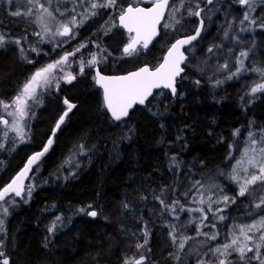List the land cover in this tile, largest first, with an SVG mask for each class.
<instances>
[{
  "label": "trees",
  "instance_id": "obj_1",
  "mask_svg": "<svg viewBox=\"0 0 264 264\" xmlns=\"http://www.w3.org/2000/svg\"><path fill=\"white\" fill-rule=\"evenodd\" d=\"M260 2L255 16L260 17L264 22V2ZM14 6L12 4L2 9L0 29L23 40L22 46L29 49L33 57L28 62L19 60L20 57L14 46L0 48V101L6 103L16 97L21 85L23 86L36 70L49 61L55 62L59 55L75 46L95 40L92 35L82 36L79 33L74 37L75 39L72 38L69 45L59 48L52 45L50 49L51 44L45 41L42 31L34 21H27L11 14L17 9ZM228 6V10L221 13L224 14L221 21L216 20L218 22L216 26L219 28L210 27V32L214 30L215 34L212 39L210 38V46L219 41L218 33L231 24L233 26L231 32L240 35L238 38L247 40L252 36L255 37L256 60L263 61L264 28H257L254 35L240 34L236 23L243 12L238 10L240 6L231 4ZM256 26L259 27L258 24ZM204 32H207V28ZM117 37L118 35L105 40L107 45L114 44L113 48L109 46L111 50H115L122 42H119ZM33 46L40 47V50L35 52ZM213 63V58H210L209 65L207 57L200 56L197 62L193 63L195 70L191 71L190 67H186L174 97L167 91L160 90L144 106L134 108L127 119L119 122H114L110 118L102 104L100 89L87 79L86 81L76 79L70 84L60 85L58 91L54 89L49 91V96L53 99L46 101L44 107L40 109L38 122L33 128V142L37 143L20 147L16 155L8 159L6 171L1 172L0 168L1 187L21 167L25 155L40 149L43 141L52 131V123L62 113L63 98L75 103L76 107L68 113L63 125L55 134L53 146L39 162L43 164L39 176L42 185L18 210L17 213L23 215V219L17 227L7 223V231L0 234L7 236L8 246L6 248V242L0 239L3 241L0 251L7 252L5 255L10 261L12 260L10 264H76L77 262V264H112L116 257L113 255L115 252L112 254L110 248L111 239H119L120 236V245L126 248L140 244L143 234L139 235L138 232L143 225L140 222H143L145 217L151 222V228L159 229L158 224L152 223L153 217L141 215L142 212H146L150 202L154 212L159 213L163 208L156 197L165 199L171 194L179 197L185 192H190L189 187H192L194 182L208 178L211 181H221L223 185L220 192H214L211 196L219 193L234 201L229 204L230 207L226 211L229 217L241 214L245 221H249L262 215L263 212L260 210L251 211V204L254 202L252 195L239 196L238 184L227 177H220V174L229 173L236 160L233 154H236L238 146L244 144L243 139L248 130L251 128L264 130V92L245 104L242 96L247 87L248 77L242 75L221 81L224 69L219 64L211 67ZM132 68L135 67L116 65L105 67L103 71L122 73ZM72 148L85 150L86 164L78 168L72 178L66 177L67 180L63 176L64 178L54 180L52 175L58 170L59 163L63 162L66 155L64 153ZM78 208H83L85 212L93 208L97 211V216L90 218ZM129 209L134 215L129 216ZM105 211L110 214L116 212L123 214V220L119 219L120 231L115 229L113 223L102 220ZM244 211L249 212L244 213ZM77 212H80V216ZM117 216L116 214L112 218L116 219ZM56 217H60L58 221L60 225L58 228L56 226L53 233H49L48 228L57 222ZM162 217L159 216V219ZM8 220L9 217L7 222ZM131 226H134L133 230H130ZM190 226L189 233L192 234L194 225ZM181 227L185 229L188 225L182 222ZM165 228L169 230L168 227ZM120 248L117 251H120ZM125 249L121 257L125 254ZM256 262L247 261L243 264H256Z\"/></svg>",
  "mask_w": 264,
  "mask_h": 264
},
{
  "label": "rangeland",
  "instance_id": "obj_2",
  "mask_svg": "<svg viewBox=\"0 0 264 264\" xmlns=\"http://www.w3.org/2000/svg\"><path fill=\"white\" fill-rule=\"evenodd\" d=\"M5 1H7V0H0V16L3 13V12H1L2 9H4L9 4V1H10V4L8 6H11L12 4H14L15 5L14 7L17 8L16 11L19 9V11L22 10L21 11L22 13L27 10L26 8H29V6L31 7V5L27 4V0H14L16 2H20L19 4L16 2L12 3L11 2L12 0H8L7 1L8 4H7V3H4ZM41 1L46 7L49 8L50 11L53 12L56 19L48 21L49 33H43L42 28L36 23V21H34V22L37 26H39V29L42 31L45 41L49 42L51 44V46L53 44H54V46H57V47H61L62 44H64L62 46L69 45L71 43L72 38L76 37L79 33L82 36L85 34H90V35L93 34V36L95 37V40L93 42L91 41V42L86 43L85 45H87V46L84 48H81L79 52H76L75 50L78 47H80V44L75 46L74 48H72L68 52L63 53V54L58 56L56 61L60 60V58L65 56L67 53H74V55L68 56L66 63L62 64L59 68L53 70V72L51 73V76L53 77L51 79V83L47 86H43V89H44V90L42 89L43 91L41 90V88H38L39 90L37 89V93L39 92L38 93L39 99L35 103H33L32 101L28 102L30 105V108L28 109L29 114H28V116H26L24 118V121H21L22 126L26 125L25 130H26V135H28V136H25L24 142L23 141L21 142L18 138H16L15 132L10 130V125L12 124L14 117L9 116L8 112L14 111V108L11 107L13 100H11L8 103H5V104L10 105V107L8 109H5L2 105H0V117L1 116L6 117L7 121L9 122L8 125H2L0 123V137H3V138H0V143L4 144V148H0L1 172L6 171L8 159L14 157L16 155V153L18 152L20 147H22L24 145H30L33 143V137H34L33 136L34 135V129L33 128L34 127L33 128H31V127L36 121L37 108L42 107L44 105V101H46L47 98L50 99V97H46V95L47 94L49 95V91L54 89V87L59 83V81L61 80V77H63L65 75V73L74 72L77 74V79H79V81L80 80L86 81L85 79H87L88 81L94 83V76L92 73H90L91 68L85 67L84 73L79 74L80 73V67H81L80 62L82 60L86 62L87 60L91 59V55H90L91 53H94V52L99 53V55L97 56V60H98L97 64L102 69L105 67L116 66V64L119 61L124 60V58L129 57V56L125 57L120 52L119 47L121 44L120 45L118 44L117 48L112 51L107 46V41H105V39L110 38L112 36L115 37L117 34L119 36V37H117L119 39V42L120 41L124 42V40H122V39H124V34L122 33L120 36V34L118 32L119 26L117 25V21H116V16L120 13V11L124 7L123 0H117V6L116 7L98 9L97 15L89 16L91 19L88 18V20L87 19L84 20L83 23H79V21L81 20L82 14L84 13V10L89 8V3L87 2L88 0H83V2H81V0H52V1H50V3H49V0H41ZM129 1L130 0H127V2H129ZM131 1L135 2L137 0H131ZM234 1L238 2V0H234ZM53 3H55V4H53ZM55 5L58 7H56ZM191 5H192V1H190V0H183V6H181V0H174L173 3L171 4L170 13L174 9H178V10L175 11V19H173L169 13V15L166 19V22L170 23L171 29L174 32V34H175V29H176V21L189 22V20L192 17H194V15H189V10H192V11L195 10L192 8ZM258 7H259V4L256 3L252 10H249V8L246 6H243L242 8L241 7L238 8V10L243 12V15L241 16L239 21L236 23L237 30H238V32H240V34L248 33L249 35H254V32L256 31V29L260 28V27H257L256 25L263 22V20H261L260 17L255 16V12H256V9ZM63 8L64 9L66 8V10H64ZM228 8H229V6H228L227 2L224 3L221 1L219 3L213 2L212 4H210L207 11L203 14V18L204 19L206 18V21H207V25H206L205 29L208 27V25L210 27L214 26L215 28H219L216 26L218 24L217 21H220L222 19L224 14H221V13L226 12L225 10H228ZM73 9L75 11H73ZM246 12L249 14L250 19H254L257 21V24H251L248 21H243L244 14ZM61 13H63V15H61ZM56 15H58V16H56ZM73 15L76 16L78 25L73 29V33L70 35V37H68L64 40L63 37H61V36L50 34V33H54L56 31L60 22L70 21L71 17ZM18 17H21V18L23 17L27 21H29V20L33 21L35 19V15H33V16H25V15L22 16V15H20ZM106 17H107V19H106ZM216 19H217V21H216ZM104 21L105 22L108 21L109 24H105ZM241 21H243V23H241ZM102 25L104 27H102ZM109 25H115V27H112L111 30L109 31L108 30ZM232 27L233 26H231V24H229L228 27H225L223 31L221 30V32L218 33L219 41L215 45L210 46V49H212V51L211 52L206 51V57L214 59L215 63L212 64L213 65L212 67H216L215 64H219L220 67H222L224 69L223 74H222L223 78L221 79V81H224L225 79H231L233 77H239L242 75H245L248 77V79H246L247 87H246L245 91L243 92V96H242L243 102L245 104H248V103H250V101L252 99L257 97L260 93L264 92V90L258 91L256 93L251 92V89L253 87H255L257 84L264 83V73H262V71H259V70H264V58H263V61H261V62H258L256 60L257 52L255 50V37L254 36L248 38L247 39L248 41L244 40L242 37L238 38V36H240V35H238L237 33L234 34L233 32H231ZM225 32L227 33V35H225ZM0 35H2L6 41L2 46H0V48H3V46L4 47L14 46L15 48L17 47L16 50L18 49L17 50L18 56L20 57V59H23V60H26L25 58L27 57L26 61H29L33 57L29 53L30 50L27 48H24L22 46V43H24L23 40L15 37V36H11L9 34H6L1 29H0ZM214 36H215L214 30H212L210 32V38L212 39ZM241 36H243V35H241ZM15 38H17V39H15ZM67 39H69V40L67 41ZM16 40H19V44L16 43ZM127 40H128V37H127ZM62 41H64V43H62ZM251 41H252V43H251ZM98 42H99V44H98ZM239 42H241V43H239ZM13 43H16L17 45L13 44ZM234 43H236L235 46H234ZM90 44L92 45V47H89ZM97 44L99 45V47H95V45H97ZM217 45H218V47H217ZM237 45H239L238 48H237ZM240 45L242 47H240ZM42 47L43 46H41V48ZM111 47L113 48L114 46L111 45ZM103 48H105L107 50V52L101 53L100 50ZM23 50H24V52H23ZM38 50H40V47H37L34 49L35 52H37ZM226 51H227V53H226ZM242 51L247 52V53L249 52V54L245 57H241L239 53H241ZM228 52H230V53H228ZM213 55H216V56H213ZM218 55H219V57H218ZM103 57H105V58H103ZM134 57H135V54L131 55L129 58L133 59ZM219 59H221V60H219ZM238 59L243 61V67L241 68V70L239 72H237V68L240 67V64L238 63ZM116 61H118V62H116ZM124 61L130 62L129 59H126ZM52 63H54V62H52ZM52 63L48 62L41 68H44L48 64H52ZM225 65H227V67H224ZM41 68H39V69H41ZM190 69H191V71L195 70V67L191 66ZM233 74H235V75H233ZM229 77H231V78H229ZM64 107H67V106L64 104ZM4 132L8 133L7 139L4 137ZM250 133L252 134L251 137L249 135ZM251 139H255L257 141L255 148L259 149L261 147H264V130L263 129H253V128L248 130L245 138L243 139L244 144L241 147L238 146L236 154H233V157H235L236 160L233 162V164L229 170V172L230 171L231 172L228 174L221 173V175H223V176L220 175V177L227 176V178L232 180L234 183L238 184V186H237L238 191H239L240 183L243 182V180L246 177V174L242 170H240L239 171V181L233 180L231 178L233 175V167L237 165V161L241 160L244 157L246 149L249 150L247 152L248 156L253 155V152L251 151V148L253 147L251 145ZM10 142H12V143H10ZM15 142H17V144H15ZM70 151H71V153H70ZM70 151L66 153V155L64 157V161H63L64 163L63 162L60 163L58 165V170L56 171V173H54L52 175V178L54 180H56L57 178H59L61 176L62 177L64 176L65 178L66 177L72 178L71 176L74 175V173L77 171V169L84 166V164H85L84 163L85 162V159H84L85 151L83 149H80V148H76V149L72 148ZM80 155H82V156H80ZM66 156H67V159H66ZM73 163H75V164H73ZM78 164L80 166H78ZM42 166H43V164L37 163L32 168V172H31V175H30V177L26 183L24 192L20 196H16L15 194L9 195L0 203V220L4 221V224H3L4 230L0 231V234H4L7 231V223L10 224V226L17 227L18 224L20 223V221L23 219L22 218L23 215L20 216V214L17 212L21 206H24L28 202V200H30L33 192L42 185V182H40V178H39L40 172L42 170ZM243 166L248 167L247 164H244ZM58 172H59V174H58ZM252 172L258 173V168L257 169L249 168V173H252ZM67 173H70V174H67ZM196 182H194L195 185L193 183V185H192L193 189L191 187L190 192H185V193L181 194L179 197H176V196H174V194H171L168 198H165L164 201L167 205H169L168 208H165L162 205L163 210H160L159 213L154 212V209H152L151 202H150L149 207H147V209H146V212L141 213V215L145 214L148 217H153L152 223L158 224V227H159V229L151 228V222H149L146 217H145V220L143 222H140V224L143 223V225L141 226V228H142L140 231L141 233L138 232V234L140 233L139 235H141L144 232H148L147 237H145V233L142 235L141 239H143V240H141V243L139 245H143V247L136 249V246L138 244H135L136 246L131 245L128 248H126V246L120 245V242H121L120 236H119V239L118 238L111 239L110 248L112 250V254H113V252H115L113 255L116 257L114 259V257L111 255V258L114 259V262L112 264H115V263L116 264H118V263L125 264V260L127 262H130L128 264H135V261L138 260L141 256L145 257V259H144L145 261L143 260L142 264H160V262H164L163 264H172V263L173 264H200L199 261H204V260H205L204 261L205 264L206 263L207 264H218V259H225V257H219L218 258L216 255H213L210 252V249H215V248L222 246L226 243H230L233 238L239 236V230H240L241 226L252 225L254 223L259 222L262 218H264V204H261V206L259 208L256 207V205L260 203V198L264 197V184H262L261 181H257L256 184H254V185H249L250 191L248 194L252 195V198L254 201L251 204V211L255 209L257 211L260 210L263 213H262V215H260V217H255L249 221H245L243 219V216H241V214H238L239 216L236 215V218L228 216L226 211L228 210L229 204H232L231 202H233V200H228L227 202H225L223 200V197H225L226 195L217 193V194L211 196L212 194H214V192H220L222 190L223 185H221V181H218V182L217 181H211L210 178H208L205 180H200L199 184H197ZM29 185H31L30 194H29V187H28ZM199 185H200V187H199ZM201 186H203V187H201ZM186 194H188V195H186ZM201 200H203L204 202L200 203ZM173 201H178V203L173 204ZM5 208L8 209V212L6 214L4 212ZM209 208H211V211L208 210ZM197 209H201L202 211H197ZM128 211L130 212L129 216L134 215V213L131 211V209H129ZM247 212H249V211H245L244 213H247ZM15 213H17V214L15 215ZM116 214L118 215L117 218L116 219L112 218L113 216H116ZM116 214L115 213L110 214V213H108V211H105V213L103 214L102 220L106 221V223H113L115 229L120 231L121 227L119 225V219L121 218L123 220L124 216L122 213L118 214V212H116ZM156 214L158 217L157 216L155 217ZM13 215H15V216H13ZM159 216H163L162 219H159ZM8 217H9V220L7 222ZM167 217H168V220H167ZM204 217H207V219H204ZM221 217H223V219H221ZM144 222H146V223H144ZM182 222H185L188 225V227L185 229H182V227H181ZM55 224L57 226H59L60 222L57 221V222H55ZM140 224H139V226H140ZM191 224L194 225V232L192 234L189 233V231L191 230V226H190ZM10 226H9V229H10ZM165 226L168 227L169 230H167L165 228ZM133 228H134V226H131L130 230H133ZM163 228L165 229V232H164ZM173 228L176 229L175 234L178 237L177 243H173L172 238L169 236V232H171L173 230ZM197 229H199V232L197 231ZM95 232L98 233L97 231H95ZM8 233H9V231H8ZM165 233H167V234H165ZM132 234L133 233H130V235H132ZM248 235L253 236V240L248 241V246H251L253 248V251L247 252L246 258L244 260H241L238 252H234V251L229 250L230 254L226 257L227 264H234V262L237 263V262H247V261H257L256 264H261V261L264 260V247L260 248L259 253H257V251L254 247L255 242H258V238L260 236V231L254 230L253 232H249ZM186 236L189 237L190 239L185 244V248L183 250H180L178 248L179 239H183ZM212 236H215V239H210V237H212ZM0 237H1V239L3 238V240L6 242V248H7V246H8L7 236L0 235ZM146 238H148L147 243L150 242L149 244L145 243ZM240 239L243 240V237H240ZM167 241L169 243H167ZM170 243H171L172 248L169 245ZM168 245H169V247H168ZM175 246H177V247H175ZM119 248L121 250L117 251ZM124 249H125V254L121 257V253ZM192 251L195 252L196 254L192 253ZM6 253H4V254H6ZM191 253L193 254V258H192ZM85 254H87V251L85 252ZM117 254H118V256H117ZM172 254H174L175 256L174 255L172 256ZM199 255H201V256H199ZM176 256L179 257V259H177ZM175 260H177V261H175ZM76 261L74 263H76ZM122 261H123V263H122ZM174 261H175V263H174ZM32 263H34V262H32Z\"/></svg>",
  "mask_w": 264,
  "mask_h": 264
},
{
  "label": "snow or ice",
  "instance_id": "obj_3",
  "mask_svg": "<svg viewBox=\"0 0 264 264\" xmlns=\"http://www.w3.org/2000/svg\"><path fill=\"white\" fill-rule=\"evenodd\" d=\"M83 2V0H81ZM239 4L242 6H246L249 10L254 8L256 4V0H238ZM50 3V0H49ZM89 8L84 10L82 14L81 20L79 23H83L84 20L88 19L89 16H95L98 14V9L103 8H113L117 6V0H88ZM208 4H212L213 0H207ZM27 4L31 5V7L27 8L23 13L19 10L12 12L11 14L14 16H33L35 15L36 23L42 28L43 33H49L48 21L54 20L56 17L53 12L49 10L41 0H27ZM169 6V0H153V4L151 8H139L132 7L129 5L126 9H122L120 11V15L118 17L119 26L126 29V31L130 34L128 43L123 48L124 55L131 56L138 51L137 46L141 45L144 48L148 47L149 42L157 35V25L160 24L161 19L165 16V9ZM181 6H183V0H181ZM197 9H199V5H197ZM178 9H174L170 15L173 19H175V11ZM73 11H75L73 9ZM63 15V13H61ZM189 15L200 16L201 11L189 10ZM243 21H248L251 24H257V21L254 19H250L249 14L246 12L243 17ZM241 21V23H243ZM179 23V21H176ZM105 24H109L108 21ZM78 25L76 16L73 15L71 20L68 22H60L54 33H50L51 35L58 36H70V33H73V29ZM201 25H203V20H201ZM259 27L264 28V22L258 24ZM102 27H104L102 25ZM112 27L115 25H109L108 30L110 31ZM164 27H169L168 24H164ZM201 28L198 27L196 29V35L188 36L185 39H178L171 47L168 49L167 54L164 56L163 62L155 68L154 70L145 66L140 68L138 71L130 72L127 75L122 76H103L99 71L96 72L94 77L95 82L103 89V103L104 107L107 109V112L111 114V117L114 121H121L122 118L127 117L129 115V110L133 108L134 105H144L148 100L149 96L153 95V89L158 88H167L171 89L172 93H176L175 87V78L180 75L183 71L181 68V63L185 61L184 53L181 51V47L186 44H190L191 41L195 40L197 36L200 35ZM134 35H131L133 34ZM37 35H41V33H36ZM227 35V33H225ZM5 43V38L0 35V46ZM19 44V40L16 41ZM87 45L81 44L75 51L79 52L81 48L86 47ZM97 47H99L97 45ZM106 49H101L100 52H106ZM212 49H209L211 52ZM74 55V53H67L65 56L61 57L60 60L48 64L44 68L38 69L32 76L23 84L20 91L13 99L11 107L14 108V111L8 112L9 116H13V122L10 125V130L14 131L16 134V138H18L21 142L24 141L26 136V125L22 126L21 121H24V118L28 116V109L30 108L29 101L35 103L38 99L37 89L42 88L43 86H47L51 83V73L54 69L59 68L62 64L67 62L68 56ZM91 59L85 61H81L80 73H84L85 67L91 68L94 67L97 63V56L99 53H91ZM247 52H241L240 56H247ZM238 63L240 67L237 68V72L241 70L243 67V61L238 59ZM224 67H227L225 65ZM259 70V69H258ZM264 73V70H259ZM235 75V74H233ZM76 78L72 73H65L61 79L65 80L67 83H71ZM231 78V77H229ZM199 83V81H197ZM219 83V82H217ZM59 85L57 84V87ZM264 90V83L257 84L255 87L251 89L252 93H256L258 91ZM64 104L67 106V110L59 117L56 122L55 128L53 129V135L57 129L61 127V125L65 121V117L68 116V113L76 107L75 104L69 102L68 99L64 100ZM0 105H2L5 109L10 107L9 104H5L3 101H0ZM0 123L8 125L9 122L7 120L0 119ZM250 137L252 134H249ZM4 137L8 138V133L4 132ZM53 143L52 138L50 137L48 143L45 145L43 151L37 152L34 155L28 158L27 163L24 168L21 169L19 173L12 179V181L7 184L3 189H0V200H3L4 197L12 192L15 193L16 196H20L23 191V181L25 177H27L29 170L32 168V165L36 164L37 161L42 157L48 150L51 144ZM257 141L255 139H251V151L253 152L252 156H248L246 149L244 157L237 161V165L233 167V175L232 179L239 181V171L242 170L246 177L242 183H240L239 187V196H245L249 193V185L256 184L257 181H261L264 184V147L259 149L255 148ZM0 148H4V144L0 143ZM247 164L248 167H244L243 165ZM249 168L257 169L258 173L252 172L249 173ZM197 184L200 182L197 181ZM29 187V194L31 191V185ZM203 187V186H201ZM156 199L160 200L161 205L165 208H168L167 205L161 197H156ZM223 200L227 202L229 200L228 197H223ZM204 201L201 200L200 203ZM234 202V201H233ZM178 201H173V204H177ZM264 204V197L260 198V203L256 205L257 208ZM127 207V205H125ZM183 210V209H182ZM211 211V208L208 209ZM80 212H84V209H79ZM197 211H202L201 209H197ZM5 214L8 212V209H4ZM87 215L91 217H96V211H89ZM207 219V217H204ZM223 219V217H221ZM56 220L59 221L60 217H56ZM4 221L0 220V231L3 230ZM56 228L55 222L52 226L48 228L49 233H53ZM260 231V236L258 238V242H255L254 247L259 253L261 247H264V218H262L259 222L254 223L252 225L241 226L239 230V236L235 237L231 240L230 243H226L222 246H219L215 249H210V252L213 255L219 257H225V259H218V264H227L226 257L230 254L229 250L238 252L240 255V259L244 260L246 258L247 252L253 251V248L248 247V241L253 240V236L248 235L249 232ZM199 232V229H197ZM176 229L173 228L171 232H169V236L172 238L173 243H177L178 237L175 234ZM145 237H147V232H145ZM243 237V240L240 239ZM189 237H184L183 239H179L178 248L183 250L185 248V244L189 240ZM210 239H215V236L210 237ZM145 243H147V239H145ZM3 244V241H0V245ZM143 245H137V248H141ZM0 264H10L9 258L4 254L3 251H0ZM145 259L144 256H141L138 260L135 261V264H142V261ZM179 259V257H177ZM250 259V258H249ZM125 264H128L125 261ZM200 264H205L204 261H201ZM261 264H264V260L261 261Z\"/></svg>",
  "mask_w": 264,
  "mask_h": 264
},
{
  "label": "flooded vegetation",
  "instance_id": "obj_4",
  "mask_svg": "<svg viewBox=\"0 0 264 264\" xmlns=\"http://www.w3.org/2000/svg\"><path fill=\"white\" fill-rule=\"evenodd\" d=\"M173 1L174 0H170L169 1V6L167 8L166 14H165L162 22L159 25V34H158L157 38L152 42V44L149 45L147 48H144L142 46V44L138 45L137 46L138 51L136 53H134L135 57L133 59H130L129 58L130 56L128 58H124V60L129 59L130 62H126L124 60L119 61L120 60L119 59L118 60L119 62L116 61V62H118L116 65H120L121 64V66H123V67H142L143 65H148L149 67L157 66L159 64V62L161 61L164 52L167 50V48L172 44V42L176 38H178L180 36H187V35H190V34L195 32L194 30L197 29L199 21H200V18L203 20L202 32H201L200 36L197 38L196 41H194V42H192L189 45L184 47L183 51L186 54L187 59L184 61L182 66L183 67H191V66H193L194 62H197V58H195V56L196 57L197 56H204V54H206V51H208L210 49V26L208 25L207 32H204V29H205V27L207 25V23H206L207 21H206V18L203 19V14L207 11V9L209 8L210 4L207 3V0H202V1L201 0H190V1H192V5H191L192 8L195 9L194 11L200 10L201 11V15L200 16H195L194 15V17H192L189 20V22L176 23V29H175V34L176 35H175L174 32L171 29L170 23L166 22V19H167L169 13H170L171 4L173 3ZM226 1H227L228 4H235L232 0H224L223 2L226 3ZM123 4H124V7H126L129 4H131L133 6L137 5V6L148 7V6L153 4V1L137 0V1L134 2V1L130 0L129 2H127V0H123ZM197 5H199V9H197ZM205 23H206V25H205ZM164 24H168L169 27L165 28ZM123 31L124 30L121 27L118 28L119 34L120 35L122 33L124 34V39H122V40H124V42H121V46L119 47L120 52L124 55V53L122 51V47L124 46L125 43L128 42L130 34L126 33L125 31L123 32ZM127 37H128V40H127ZM111 45L114 46L113 43L110 44V45H107V46L111 47ZM89 47H92V45L90 44ZM95 47H97V45H95ZM124 56L127 57V55H124ZM207 59L209 61V65H210V58L207 57ZM96 65H98V64H96ZM98 67H100V66L98 65ZM52 99L53 98L50 97V99L48 98V99H46V101L52 100ZM46 101H44V105H45ZM44 105L42 107H40L39 109L37 108V111H36V115L37 116H36L35 124L38 122L40 109H42L44 107ZM66 108L67 107H65L63 109L65 110ZM64 110H62V111H64ZM54 123L55 122L52 123V126H54ZM46 140H47V138L43 141L42 145L46 142ZM36 143L37 142L35 141V144ZM53 144H54V142H53Z\"/></svg>",
  "mask_w": 264,
  "mask_h": 264
},
{
  "label": "bare ground",
  "instance_id": "obj_5",
  "mask_svg": "<svg viewBox=\"0 0 264 264\" xmlns=\"http://www.w3.org/2000/svg\"><path fill=\"white\" fill-rule=\"evenodd\" d=\"M7 1H8V0H7ZM7 1H5L4 3H7ZM50 1H52V0H50ZM87 2H88V1H87ZM87 2H86V3H87ZM41 3H42V1H41ZM57 3H58V2H57ZM7 4H8V3H7ZM9 4H10V1H9ZM9 4H8V5H9ZM18 4H19V3H18ZM53 4H55V3H53ZM3 5H4V4H3ZM3 5H2V6H3ZM8 5H7V6H8ZM20 5H21V4H20ZM49 5H50V4H49ZM7 6H6V8H7ZM55 6H56V5H55ZM61 6H62V5H61ZM29 7H30V6H29ZM56 7H58V6H56ZM56 7H55V8H56ZM6 8H5V9H6ZM26 9H27V8H26ZM56 9H57V8H56ZM63 9H64V8H63ZM18 10H19V9H18ZM51 10H52V9H51ZM64 10H66V8H65ZM7 11H8V10H7ZM20 11H22V10H20ZM53 11H54V10H53ZM6 13H7V12H6ZM56 13H57V12H56ZM8 15H9V14H8ZM22 16H23V15H22ZM56 16H58V15H56ZM206 17H207V16H206ZM208 17H209V16H208ZM15 18H17V17H15ZM22 18H23V17H22ZM88 18H90V17H88ZM209 18H210V17H209ZM218 18H219V17H218ZM24 19H25V18H24ZM27 19H28V18H27ZM90 19H91V18H90ZM106 19H107V17H106ZM203 19H204V18H203ZM87 20H88V19H87ZM208 20H209V19H208ZM216 20H217V19H216ZM218 20H219V19H218ZM30 21H31V20H30ZM33 21H35V19H34ZM220 21H221V20H220ZM222 21H223V20H222ZM104 22H105V21H104ZM206 23H207V22H206ZM206 23H205V25H206ZM223 23H224V22H223ZM34 24H35V23H34ZM221 24H222V23H221ZM4 25H5V24H4ZM11 25H12V24H11ZM24 25H25V24H24ZM217 25H218V24H217ZM96 26H97V25H96ZM9 27H10V26H9ZM38 27H39V26H38ZM0 28H1V27H0ZM82 28H83V27H82ZM21 29H23V28H21ZM26 29H27V28H26ZM191 29H192V28H191ZM210 30H211V29H210ZM38 31H39V30H38ZM75 31H76V30H75ZM86 31H87V30H86ZM176 31H177V30H176ZM194 31H195V30H194ZM179 32H180V31H179ZM180 33H181V32H180ZM225 33H226V32H225ZM177 34H178V33H177ZM78 35H79V34H78ZM107 35H108V34H107ZM175 35H176V34H175ZM185 35H186V34H185ZM92 36H93V34H92ZM102 36H103V35H102ZM116 36H117V35H116ZM30 37H31V36H30ZM6 38H7V37H6ZM12 39H13V38H12ZM15 39H17V38H15ZM25 39H26V38H25ZM30 39H31V38H30ZM74 39H75V38H74ZM89 39H90V38H89ZM113 39H114V38H113ZM9 40H10V39H9ZM31 40H32V39H31ZM68 40H69V39H67V41H68ZM92 40H93V38H92ZM100 40H101V39H100ZM105 40H106V39H105ZM16 41H17V40H16ZM103 41H104V40H103ZM247 41H248V40H247ZM5 42H6V41H5ZM76 42H77V41H76ZM92 42H93V41H92ZM253 42H254V41H253ZM48 43H49V42H48ZM56 43H57V42H56ZM77 43H79V42H77ZM239 43H241V42H239ZM239 43H238V44H239ZM251 43H252V41H251ZM13 44H16V43H13ZM33 44H34V43H33ZM93 44H94V43H93ZM95 44H96V43H95ZM98 44H99V42H98ZM98 44H97V45H98ZM242 44H243V43H242ZM16 45H17V44H16ZM34 45H35V44H34ZM44 45H45V44H44ZM62 45H64V44H62ZM62 45H61V47H62ZM80 45H81V44H80ZM30 46H31V45H30ZM53 46H54V44H53ZM98 46H99V45H98ZM165 46H166V45H165ZM3 47H4V46H3ZM19 47H20V46H19ZM31 47H32V46H31ZM31 47H30V48H31ZM33 47H34V46H33ZM49 47H50V49H51L52 46H49ZM56 47H57V46H56ZM217 47H218V45H217ZM240 47H242V46L240 45ZM245 47H246V46H245ZM16 48H17V47H16ZM28 48H29V47H28ZM36 48H37V47H36ZM57 48H59V47H57ZM71 48H72V47H71ZM213 48H214V47H213ZM263 48H264V47H263ZM2 49H3V48H2ZM34 49H35V47H34ZM34 49H33V50H34ZM52 49H53V48H52ZM103 49H105V48H103ZM165 49H166V48H165ZM214 49H215V48H214ZM17 50H18V49H17ZM238 50H239V49H238ZM20 51H21V50H20ZM52 51H53V50H52ZM54 51H55V50H54ZM208 51H209V50H208ZM217 51H218V50H217ZM23 52H24V50H23ZM30 52H31V51H30ZM106 52H107V51H106ZM155 52H156V51H155ZM192 52H193V51H192ZM243 52H244V51H243ZM32 53H33V51H32ZM85 53H86V52H85ZM164 53H165V52H164ZM197 53H198V52H197ZM204 53H205V52H204ZM213 53H214V52H213ZM226 53H227V51H226ZM228 53H230V52H228ZM231 53H232V52H231ZM48 54H49V53H48ZM53 54H54V53H53ZM53 54H52V55H53ZM86 54H87V53H86ZM236 54H237V53H236ZM239 54H240V53H239ZM248 54H249V52H248ZM17 55H18V54H17ZM194 55H195V54H194ZM220 55H221V54H220ZM32 56H33V55H32ZM48 56H50V55H48ZM204 56H206V54H204ZM211 56H212V55H211ZM213 56H216V55H213ZM225 56H226V55H225ZM25 57H26V56H25ZM37 57H38V56H37ZM85 57H86V56H85ZM118 57H119V56H118ZM218 57H219V55H218ZM226 57H227V56H226ZM21 58H22V57H21ZM23 58H24V57H23ZM103 58H105V57H103ZM195 58H196V57H195ZM25 59L27 60V57H26ZM204 59H205V58H204ZM19 60H21V59H19ZM230 60H231V59H230ZM251 60H252V59H251ZM198 61H199V60H198ZM253 61H254V60H253ZM27 62H28V61H27ZM30 62H31V61H30ZM41 62H42V61H41ZM49 62H50V61H49ZM143 62H144V61H143ZM114 63H115V62H114ZM155 63H156V62H155ZM214 63H215V62H214ZM257 63H258V62H257ZM29 64H30V63H29ZM39 64H40V63H39ZM206 64H207V63H206ZM43 65H44V64H43ZM120 65H121V64H120ZM253 65H254V64H253ZM212 66H213V65L211 64V67H212ZM206 67H207V66H206ZM251 68H252V67H251ZM257 68H258V67H257ZM250 70H251V69H250ZM251 71H252V70H251ZM248 72H249V71H248ZM244 73H245V72H244ZM25 74H26V73H25ZM26 75H27V74H26ZM23 78H24V77H23ZM26 78H28V76H27ZM187 78H188V77H187ZM207 78H208V77H207ZM184 79H186V78H184ZM198 84H199V83H198ZM198 84H197V85H198ZM209 85H210V84H209ZM21 87H22V85H21ZM208 87H209V86H208ZM7 88H8V87H7ZM11 88H12V87H11ZM42 89H43V87L41 88V90H42ZM187 89H188V88H187ZM199 89H200V87H199ZM5 90H7V89H5ZM19 90H20V89H19ZM38 90H39V89H38ZM43 90H44V89H43ZM43 90H42V91H43ZM195 90H196V89H195ZM0 91H1V90H0ZM15 91H16V90H15ZM161 91H162V90H161ZM11 93L14 94V92H11ZM38 93H39V92H38ZM55 95H56V94H55ZM57 95H58V93H57ZM58 96H60V95H58ZM157 96H158V94H157ZM170 96H171V95H170ZM60 97H62V96H60ZM47 99H48V98H47ZM4 100H5V98H4ZM42 101H43V100H42ZM168 102H169V101H168ZM198 102H199V101H198ZM179 103H180V102H179ZM189 103H190V102H189ZM181 104H182V103H181ZM183 104H184V103H183ZM41 105H42V104H41ZM179 105H180V104H179ZM182 107H183V106H182ZM38 109H39V108H38ZM63 110H64V109H63ZM178 110H179V108H178ZM158 111H160V109H159ZM164 111H166V109H164ZM59 112H60V111H59ZM62 112H63V111H62ZM101 112H102V111H101ZM175 112H176V111H175ZM140 114H141V113H140ZM148 114H149V113H148ZM152 114H153V112H152ZM184 115H185V114H184ZM58 116H59V115H58ZM160 116H161V115H160ZM194 117H195V116H194ZM66 118H67V117H66ZM71 118H72V117H71ZM171 118H172V117H171ZM138 119H139V118H138ZM183 119H184V117H183ZM55 120H56V119H55ZM74 120H75V119H74ZM107 120H108V119H107ZM158 120H159V119H158ZM32 121H33V120H32ZM163 121H164V120H163ZM191 121H192V120H191ZM197 121H198V120H197ZM174 122L176 123V121H174ZM157 123H158V122H157ZM157 123H156V124H157ZM175 123H174V125H175ZM188 124H190V123H188ZM188 124H187V125H188ZM193 124H194V123H193ZM187 125H186V126H187ZM76 126H77V125H76ZM175 126H176V125H175ZM178 126H179V125H178ZM183 126H184V125H183ZM28 127H29V126H28ZM30 127H31V126H30ZM68 127H69V126H68ZM138 127H139V126H138ZM162 127H163V126H162ZM69 128H70V127H69ZM159 128H160V127H159ZM174 128H175V127H174ZM189 128H190V127H189ZM28 129H29V128H28ZM161 129H162V128H161ZM64 130H65V129H64ZM130 130H131V129H130ZM174 130H176V128H175ZM188 130H189V129H188ZM50 131H51V130H50ZM128 131H129V130H128ZM163 131H164V130H163ZM28 132H29V131H28ZM31 132H32V131H31ZM123 132H124V130H123ZM126 132H127V131H126ZM177 132H178V131H177ZM177 132H176V133H177ZM179 132H180V131H179ZM124 133H125V132H124ZM133 133H134V131H133ZM27 134H28V133H27ZM134 134H135V133H134ZM181 134H182V133H181ZM183 134H184V133H183ZM183 134H182V135H183ZM164 135H165V134H164ZM174 135H175V133H174ZM26 136H28V135H26ZM48 136H49V134H48ZM127 137H128V136H127ZM131 137L133 138V136H131ZM187 137H188V136H187ZM0 138H3V137H0ZM173 138H174V137H173ZM35 139H36V138H35ZM4 141H5V140H4ZM4 141H3V142H4ZM80 141H81V140H80ZM120 141H121V140H120ZM23 142H24V141H23ZM28 142H29V141H28ZM82 142H83V141H82ZM122 142H123V141H122ZM166 142H167V141H166ZM10 143H12V142H10ZM13 143H14V142H13ZM20 143H21V142H20ZM78 143H79V142H78ZM169 143H170V142H169ZM187 143H188V142H187ZM15 144H17V142H15ZM165 144H166V143H165ZM75 145H76V144H74V147H75ZM80 145H81V144H80ZM168 145H170V144H168ZM13 146H14V145H13ZM81 146H82V145H81ZM72 147H73V146H72ZM78 147H79V146H78ZM36 148H37V147H36ZM10 149H11V148H10ZM10 149H9V150H10ZM75 149H76V148H75ZM84 151H85V150H84ZM63 152H64V151H63ZM68 152H69V151H68ZM70 153H71V151H70ZM74 153H75V152H74ZM83 153H84V152H83ZM2 154H3V153H2ZM64 154H66V152H65ZM83 155H84V154H83ZM189 155H190V154H189ZM9 156H10V155H9ZM67 156H68V155H67ZM67 156H66V159H67ZM69 156H70V155H69ZM80 156H82V155H80ZM47 157H48V156H47ZM47 157H46V158H47ZM64 157H65V156H64ZM168 157H169V156H168ZM62 158H63V156H62ZM171 158H172V157H171ZM236 158H237V157H236ZM70 159H71V158H70ZM169 159H170V158H169ZM62 160H63V159H62ZM73 160H74V159H73ZM88 160H89V159H88ZM174 160H175V158H174ZM63 161H64V160H63ZM170 161H171V160H170ZM0 163H1V162H0ZM48 163H49V162H48ZM63 163H64V162H63ZM76 163H77V162H76ZM84 163H85V162H84ZM171 163H172V162H171ZM59 164H60V163H59ZM71 164H72V163H71ZM73 164H75V163H73ZM85 164H86V163H85ZM85 164H84V165H85ZM171 165H172V164H171ZM5 166H6V165H5ZM78 166H80V165L78 164ZM176 166H177V165H176ZM67 167H68V166H67ZM74 167H75V166H74ZM187 167H188V166H187ZM0 168H1V166H0ZM7 168H8V167H7ZM77 168H78V167H77ZM172 168H173V167H172ZM62 169H63V168H62ZM177 169H178V168H177ZM177 169H176V170H177ZM188 169H189V167H188ZM73 170H74V169H73ZM39 171H40V170H39ZM53 171H54V170H53ZM62 172H63V171H62ZM230 172H231V171H230ZM230 172H229V173H230ZM0 173H1V172H0ZM70 173H71V172H70ZM70 173H67V174H70ZM206 173H207V172H206ZM58 174H59V172H58ZM58 174H57V175H58ZM61 174H62V173H61ZM204 174H205V173H204ZM220 175H221V174H220ZM58 176H59V175H58ZM58 176H57V177H58ZM221 176H223V175H221ZM230 176H231V175H230ZM35 177H36V176H35ZM224 177H227V176H224ZM228 177H229V176H228ZM59 178H60V177H59ZM61 178H62V176H61ZM63 178H64V177H63ZM67 178H68V177H67ZM67 178H66V179H67ZM76 178H77V177H76ZM76 178H75V179H76ZM0 179H1V178H0ZM55 179H56V178H55ZM67 180H68V179H67ZM71 181H72V180H71ZM45 182H46V180H45ZM46 183H47V182H46ZM201 183H202V182H201ZM194 185H195V183H194ZM197 186H198V185H197ZM199 187H200V185H199ZM189 188H191V187H189ZM192 189H193V187H192ZM204 189H205V188H204ZM205 190H206V189H205ZM207 191H208V190H207ZM150 192H152V191H150ZM192 192H193V191H192ZM171 193H172V192H171ZM146 194H148V193H146ZM154 194H155V193H154ZM156 194H157V193H156ZM208 194H209V193H208ZM151 195H152V194H151ZM186 195H188V194H186ZM149 196H150V195H149ZM156 196H157V195H156ZM156 196H155V197H156ZM150 198H151V196H150ZM170 199H171V198H170ZM149 201H150V200H149ZM68 202H69V201H68ZM139 202H140V201H139ZM155 202H157V201H155ZM231 203H233V202H231ZM238 203H239V202H238ZM244 203H245V202H244ZM244 203H243V204H244ZM245 204H246V203H245ZM247 204H248V203H247ZM88 205H89V204H88ZM159 205H160V204H159ZM230 205H231V204H230ZM234 205H235V204H234ZM229 207H230V206H229ZM249 207H250V206H249ZM74 209H75V208H74ZM78 209H80V208H78ZM132 209H133V208H132ZM236 209H237V208H236ZM84 212H85V211H84ZM244 212H245V211H244ZM77 213H78V215H79L80 212H77ZM85 213H86V212H85ZM72 214H73V213H72ZM78 215H77V216H78ZM79 216H80V215H79ZM238 216H239V215H238ZM241 216H243V215H241ZM225 217H226V216H225ZM232 217H233V216H232ZM234 217L236 218V216H234ZM246 217H247V216H246ZM257 217H260V216H257ZM6 218H7V217H6ZM237 218H238V217H237ZM250 218H251V216H250ZM225 219H226V218H225ZM81 221H82V220H81ZM254 221H255V220H254ZM256 221H257V220H256ZM73 222H74V221H73ZM83 222H84V221H83ZM78 223H79V222H78ZM236 223H237V222H236ZM45 224H46V223H45ZM80 225H81V224H80ZM56 226H57V225H56ZM58 227H59V226H57V228H58ZM47 228H48V227H47ZM3 230H4V229H3ZM63 230H64V229H63ZM63 230H61V231H63ZM136 231H137V230H136ZM140 233H141V232H140ZM140 233H139V234H140ZM144 233H145V232H144ZM144 233H143V234H144ZM147 233H148V232H147ZM48 234H49V233H47V235H48ZM157 234H158V233H157ZM48 236H50V235H48ZM135 236H136V235H135ZM137 236H139V235H137ZM132 237H133V236H132ZM186 237H187V236H186ZM134 238H135V237H134ZM140 238H141V237H140ZM191 238H192V237H191ZM193 238H194V237H193ZM0 239H1V237H0ZM2 239H3V238H2ZM4 239H5V238H4ZM129 239H130V238H129ZM146 239H148V238H146ZM141 240H143V239H141ZM192 240H193V239H192ZM194 240H195V239H194ZM0 241H1V240H0ZM164 241H165V240H164ZM136 242H139V241H136ZM147 242H148V241H147ZM191 242H192V241H191ZM149 243H150V242H149ZM149 243H147V244H149ZM165 243H166V242H165ZM167 243H169V242L167 241ZM153 245H154V244H153ZM169 245L171 246V243H170ZM169 245H168V247H169ZM135 246H136V245H135ZM164 247H165V246H164ZM175 247H177V246H175ZM175 247H174V248H175ZM171 248H172V246H171ZM1 249H2V248H1ZM136 249H138L137 246H136ZM166 249H167V248H166ZM172 250H173V249H172ZM146 251H147V250H146ZM174 251H175V250H174ZM193 251H194V250H193ZM193 251H192V253H195V252H193ZM166 252H167V251H166ZM177 252H178V251H177ZM164 253H165V252H164ZM189 253H190V252H189ZM192 253H191V254H192ZM206 253H207V252H206ZM175 254H176V253H175ZM195 254H196V253H195ZM201 254H202V253H201ZM208 254H209V253H208ZM173 255H174V254H172V256H173ZM174 256H175V255H174ZM182 256H183V255H182ZM182 256H181V257H182ZM199 256H201V255H199ZM176 257H177V256H176ZM176 257H175V258H176ZM194 257H195V256H194ZM196 257H197V256H196ZM203 257H204V256H203ZM184 258H185V257H184ZM192 258H193V254H192ZM199 258H200V257H199ZM161 259H162V258H161ZM170 259H171V258H170ZM199 260H200V259H199ZM11 261H12V260H11ZM11 261H10V262H11ZM125 261H126V260H125ZM144 261H145V260H144ZM171 261H172V260H171ZM175 261H177V260H175ZM175 261H174V263H175ZM204 261H205V260H204ZM231 261H232V260H231ZM234 261H235V260H234ZM240 261H241V260H240ZM131 262H132V261H131ZM194 262H195V261H194ZM196 262H197V261H196ZM199 262H201V261H199ZM199 262H198V263H199ZM228 262H229V261H228ZM122 263H123V262H122ZM128 263H130V262H128ZM176 263H177V262H176ZM186 263H187V262H186ZM238 263H241V262H238ZM243 263H244V262H242V264H243ZM115 264H116V263H115ZM118 264H120V263H118ZM172 264H173V263H172ZM206 264H207V263H206ZM234 264H235V262H234ZM247 264H248V263H247Z\"/></svg>",
  "mask_w": 264,
  "mask_h": 264
},
{
  "label": "water",
  "instance_id": "obj_6",
  "mask_svg": "<svg viewBox=\"0 0 264 264\" xmlns=\"http://www.w3.org/2000/svg\"><path fill=\"white\" fill-rule=\"evenodd\" d=\"M146 1H148V0H146ZM129 6V5H128ZM127 6V7H128ZM132 6V5H131ZM126 7V8H127ZM132 7H134V6H132ZM136 7H139V8H151L152 7V5H150L149 7H143V6H136ZM125 8V9H126ZM165 11H166V9H165ZM162 20V19H161ZM118 23H119V20H118ZM198 27H200L201 28V30H202V25H201V20L199 21V24H198ZM197 27V28H198ZM124 29V28H123ZM125 31H126V29H124ZM201 33V32H200ZM157 34H158V25H157ZM133 35H134V33H133ZM194 35H196V30H195V32L193 33V34H191V35H187V36H183V37H180V38H178V39H185V38H187L188 36H194ZM157 36V35H156ZM156 36L155 37H153V39L149 42V44L148 45H150V44H152V42H153V40L156 38ZM197 38H198V36H197ZM196 38V39H197ZM177 39V40H178ZM195 39V40H196ZM195 40H193V41H191V42H194ZM176 42V40L172 43V44H174ZM188 44H186V45H183L182 47H181V51L183 52V48L185 47V46H187ZM171 47V46H170ZM169 47V48H170ZM123 48H124V46H123ZM168 48V49H169ZM168 49H167V51L165 52V54H164V56L167 54V52H168ZM184 53V52H183ZM164 56H163V58H162V60H161V62L160 63H162L163 62V59H164ZM184 56H185V59H186V55L184 54ZM160 63H159V65H160ZM184 63V62H183ZM183 63H181V68L183 69V71L180 73V75L179 76H177L176 78H175V87H176V90H177V80L180 78V76H181V74H183L184 73V68L182 67V64ZM158 65V66H159ZM157 66V67H158ZM142 67H145V66H142ZM142 67H138L137 69H133V70H130V71H127V72H124V73H121V74H113V75H109V74H105V73H103L102 71H100L99 70V68L98 67H93V69H94V73H95V75H96V72L97 71H99L100 72V74L101 75H103V76H122V75H127L128 73H130V72H135V71H138L140 68H142ZM148 67V66H147ZM157 67H154V68H152V70H154L155 68H157ZM150 68V67H149ZM151 69V68H150ZM75 80V79H74ZM61 81H65V80H63V79H61ZM95 84H96V82H95ZM96 86L98 87V88H100V90H101V92H102V99H103V89L99 86V85H97L96 84ZM160 89H166V90H168L170 93H171V95H175V94H173L172 93V91H171V89H167V88H163V87H161V88H158V89H153V93L155 92V91H157V90H160ZM151 96H149L148 97V99L150 98ZM146 103V102H145ZM137 105H139V104H137ZM137 105H134L133 106V108L132 109H130L129 110V114L131 113V111L134 109V107L135 106H137ZM140 106H142V105H140ZM106 109V108H105ZM107 110V109H106ZM65 112V111H64ZM109 114V116L111 117V114L110 113H108ZM129 116V115H128ZM127 116V117H128ZM127 117H124V118H122V119H125V118H127ZM112 118V117H111ZM2 120H6V118L5 117H2L1 118ZM56 125V124H55ZM54 128H55V126H54ZM53 128V129H54ZM58 130V129H57ZM57 130H56V132H57ZM55 132V133H56ZM52 138V140H53V137H54V135H53V130H52V133L50 134V136H49V138ZM49 138L47 139V141H46V144L48 143V140H49ZM45 144V145H46ZM45 147V146H44ZM44 147L41 149V150H39V151H35V152H33V153H31L29 156H28V158L30 157V156H32V155H34L35 153H37V152H41V151H43V149H44ZM50 148V147H49ZM28 158L26 159V161L24 162V164H23V166L19 169V171L17 172V173H19L20 171H21V169H23L24 168V166H25V164L27 163V161H28ZM33 166V165H32ZM30 171V170H29ZM17 173L13 176V178L17 175ZM28 174H29V172H28ZM27 177H28V175H27ZM27 177H25V179H24V181H23V187H24V184H25V181H26V178ZM12 178V179H13ZM12 179H10L1 189H3L7 184H9L11 181H12ZM11 193V192H10ZM90 211H95V210H90ZM89 216V215H88ZM91 217V216H90ZM91 218H95V217H91ZM249 248H251L250 246H249Z\"/></svg>",
  "mask_w": 264,
  "mask_h": 264
}]
</instances>
